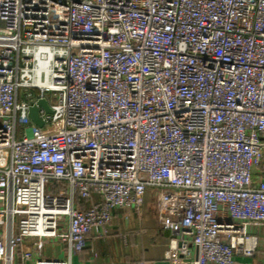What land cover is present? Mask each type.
<instances>
[{
    "label": "built area",
    "instance_id": "2783aa9c",
    "mask_svg": "<svg viewBox=\"0 0 264 264\" xmlns=\"http://www.w3.org/2000/svg\"><path fill=\"white\" fill-rule=\"evenodd\" d=\"M150 189L159 264L256 254L264 0H0V262L73 264Z\"/></svg>",
    "mask_w": 264,
    "mask_h": 264
},
{
    "label": "crops",
    "instance_id": "0c3cea01",
    "mask_svg": "<svg viewBox=\"0 0 264 264\" xmlns=\"http://www.w3.org/2000/svg\"><path fill=\"white\" fill-rule=\"evenodd\" d=\"M155 201L147 193L139 213L116 211L108 234L92 241L73 258V264H159L169 247L170 237L157 226ZM91 203L80 202V206L88 207ZM249 232L259 239L257 252L252 257L238 255L233 264H264V226H252ZM56 244L57 253L50 249L43 253L45 258L66 257V245L60 241ZM22 252L21 249L16 252L15 264L24 263Z\"/></svg>",
    "mask_w": 264,
    "mask_h": 264
},
{
    "label": "water",
    "instance_id": "95a60500",
    "mask_svg": "<svg viewBox=\"0 0 264 264\" xmlns=\"http://www.w3.org/2000/svg\"><path fill=\"white\" fill-rule=\"evenodd\" d=\"M40 109L44 110V115L40 114ZM51 114L52 111L47 101L45 99H42L30 108L28 117L35 126L43 128L45 125L46 116Z\"/></svg>",
    "mask_w": 264,
    "mask_h": 264
},
{
    "label": "rangeland",
    "instance_id": "374dc122",
    "mask_svg": "<svg viewBox=\"0 0 264 264\" xmlns=\"http://www.w3.org/2000/svg\"><path fill=\"white\" fill-rule=\"evenodd\" d=\"M21 131H22V129H21V127H18V136L20 137V134H21ZM147 193H149L150 195H152V197H153V200H156V196H157V193H158V190H155V189H150V190H148V192ZM156 202V201H155ZM156 204V203H155ZM156 222H157V218H156ZM157 226H158V223H157ZM65 230H63V232H64ZM55 243H57V242H54V243H52V242H50V241H47L46 242V246H45V249H44V252H46V251H48V250H52V253H57V244L55 245ZM55 259H56V257H55Z\"/></svg>",
    "mask_w": 264,
    "mask_h": 264
},
{
    "label": "trees",
    "instance_id": "16d2710c",
    "mask_svg": "<svg viewBox=\"0 0 264 264\" xmlns=\"http://www.w3.org/2000/svg\"><path fill=\"white\" fill-rule=\"evenodd\" d=\"M80 202H84V201H79V203H80Z\"/></svg>",
    "mask_w": 264,
    "mask_h": 264
}]
</instances>
